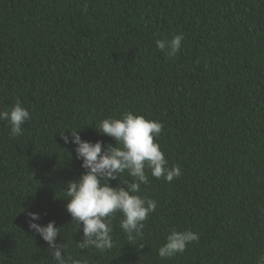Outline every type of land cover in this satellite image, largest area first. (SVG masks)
Segmentation results:
<instances>
[{
    "label": "trees",
    "instance_id": "obj_1",
    "mask_svg": "<svg viewBox=\"0 0 264 264\" xmlns=\"http://www.w3.org/2000/svg\"><path fill=\"white\" fill-rule=\"evenodd\" d=\"M176 34L169 59L155 42ZM17 102L30 113L23 135L0 121V264H55L27 212L61 227L56 242L87 264H255L264 253V0H0V110ZM128 112L163 125L154 142L181 175L145 169L139 195L157 208L143 248L116 213L112 249L81 250L64 188L85 170L60 132L114 144L95 129ZM173 228L199 239L162 259Z\"/></svg>",
    "mask_w": 264,
    "mask_h": 264
},
{
    "label": "clouds",
    "instance_id": "obj_2",
    "mask_svg": "<svg viewBox=\"0 0 264 264\" xmlns=\"http://www.w3.org/2000/svg\"><path fill=\"white\" fill-rule=\"evenodd\" d=\"M183 40V34H176L171 39H157L155 43L171 59L180 52ZM29 119V111L19 102L8 110H0V121L7 122L12 137L23 135V125ZM80 130L81 127L60 132L65 145H75V158L81 161L85 170L78 179L68 181L64 188L66 211L77 229L82 230V240L76 241L77 248L91 247L101 253L111 250L112 219L116 213L122 215L119 227L127 240L137 248H143L145 245L137 242L143 239L145 221L157 208L155 200L139 195L141 185L149 182L145 169H149L154 178H163L166 182L181 175L177 166H169L160 145L154 142L163 125L132 112L124 114L121 119L105 118L95 130L114 140V144L107 145L99 140L94 143L82 140ZM68 154L71 157V153ZM124 173L131 179H121ZM110 180L118 183L110 186ZM26 214L28 228L46 242L55 264H87L65 254V246L56 242L61 227H57L54 221L41 225L36 223L41 218L39 213ZM198 239L199 235L190 229L177 231L173 228L166 242L159 247L158 255L162 259L172 258ZM255 264H264V253L257 257Z\"/></svg>",
    "mask_w": 264,
    "mask_h": 264
}]
</instances>
